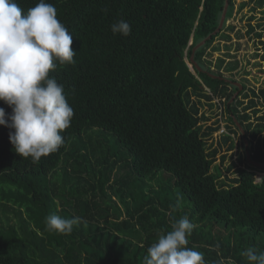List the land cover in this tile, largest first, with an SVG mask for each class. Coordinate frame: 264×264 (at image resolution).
<instances>
[{
    "label": "trees",
    "instance_id": "16d2710c",
    "mask_svg": "<svg viewBox=\"0 0 264 264\" xmlns=\"http://www.w3.org/2000/svg\"><path fill=\"white\" fill-rule=\"evenodd\" d=\"M226 1L47 0L73 34L75 64H58L50 75L64 86L74 117L63 133L65 145L38 164L15 153L13 130L0 126V264H143L147 249L183 216L195 226L188 247L203 252L207 264L221 257L248 264V248L264 252V179H256L264 168L238 152L228 167L236 177L222 179L221 168H214L224 146L228 152L238 147L239 135L248 139V149L244 141L241 146L252 161L264 164V87L243 85L235 97L241 91L222 71L240 66L232 48L217 61L216 72L205 58L226 23L196 52L201 72L196 66L192 72L186 61L217 30ZM250 1L264 8V0ZM38 2L17 0L24 12ZM229 4L226 22L236 0ZM118 19L131 25L130 35L113 34L110 26ZM263 28L250 23L248 33L261 40ZM242 96L251 98L245 103ZM215 99L230 124L221 141L213 137L221 121L209 126L203 113V100L214 110ZM0 107L11 113L3 102ZM226 160L223 154L221 164ZM132 176L159 185L140 194L131 188ZM180 197L187 200L183 207ZM118 199L131 218L120 232L125 238L103 227L115 214L102 204ZM52 214L87 223L74 225L70 234L50 232L46 217ZM118 226L112 228L118 232Z\"/></svg>",
    "mask_w": 264,
    "mask_h": 264
},
{
    "label": "clouds",
    "instance_id": "9594fccd",
    "mask_svg": "<svg viewBox=\"0 0 264 264\" xmlns=\"http://www.w3.org/2000/svg\"><path fill=\"white\" fill-rule=\"evenodd\" d=\"M113 34L128 36L131 25L124 19L111 26ZM73 34L58 19L57 8L47 0L27 12L17 0H0V126L13 131L9 140L15 153L32 164L59 152L63 135L71 126L74 109L64 94V86L50 72L59 65L75 64ZM87 223L82 217L71 219L52 214L46 217L50 232L70 234L74 225ZM194 225L187 216L173 221L172 230L161 234L147 249L143 264H207L203 252L188 247ZM243 255L248 264H264V252L248 248ZM213 264H233L220 259Z\"/></svg>",
    "mask_w": 264,
    "mask_h": 264
},
{
    "label": "rangeland",
    "instance_id": "374dc122",
    "mask_svg": "<svg viewBox=\"0 0 264 264\" xmlns=\"http://www.w3.org/2000/svg\"><path fill=\"white\" fill-rule=\"evenodd\" d=\"M242 4H247V5L242 7ZM254 8H256L255 11L253 10ZM252 16H255V18L253 19V21H250V18ZM229 18H230L229 21L226 22V25H225L226 29L224 28L223 29L225 31L224 35L230 36L232 38V41L226 42V39L223 38L224 35H222V37L218 38L216 42L207 51L205 58L213 62L212 69L215 70L216 72L217 71V66H216L217 61L221 58H225L226 56L225 54L228 51L227 47H231L232 48L231 55L235 56L234 58H236L239 61L240 66L237 70L232 71V72H227L224 67L222 71L225 73L227 77H229L225 79V81L227 83H232L230 81L233 80L235 84L237 83L241 86L244 85L248 88V90L250 88H256V89L263 88L264 87V44H263L264 38L259 40L254 34L250 35L248 33V30H249L250 23L253 26H256L260 23H264V8L258 7L257 3L251 2L250 0H236L235 11L232 16L231 15L229 16ZM230 27H234L235 30L231 31ZM262 31H264V28L262 29ZM192 44H193V40H191L190 46H192ZM214 48H219V51L213 52ZM188 50L189 48L186 50V55L188 53ZM256 54H259L257 58L255 57ZM186 61L188 62L192 72L195 73L194 64L188 58H186ZM234 61L235 59L233 58L230 60L226 59V63L234 62ZM205 90L209 94H211L208 89L205 88ZM243 91H244V87L241 92ZM234 96H238V95L235 94ZM241 98L242 100L245 101V103H247L249 102L251 96L249 99H246V100L244 96H242ZM215 103L217 107H215L213 110L207 105L208 104L207 100H203V104H204L203 113H205L206 116L210 118V121L208 122L209 126L211 125L213 126V124H215V122L219 120L221 121V129H223L222 127V124H223L224 129L226 130V132L223 135L228 134L229 130L228 128H226L228 125L230 126L227 120L228 117L225 115V113L224 115H222L223 109L221 110V108L218 105L220 103V100L215 99ZM259 108L264 110V104L259 105ZM220 130L215 132L213 136L214 139H219V141H221L222 139V137L221 139L219 137L221 135ZM84 138H88V135L84 134ZM95 139H99L98 134H94V140ZM243 141L245 142V139H242V136L239 135L235 139V142H237L238 144V149H234L231 152L227 151V146H224L221 149V152L217 157V161L214 164V168H217V167L221 168L223 172L222 179L236 177V174L232 172L230 173L228 171V167L231 165L233 161L236 160V158L232 159L231 157L235 155L236 152H238V154L240 155L245 154V153L247 155L246 150L242 148L241 146ZM114 142L115 140L111 139L110 143L113 144ZM223 154H226L227 160L225 164L222 165L221 156ZM122 172L123 170H121L120 172H117L116 176L122 175L123 174ZM214 172H215V169H214ZM256 174H257L256 175L257 182H261L264 179V172L259 171ZM132 177H135V176H132ZM132 180H133V183L131 185V188L136 189V191L140 194H142V192L146 194H150L151 190L155 189V187L159 185L157 180H151V179L141 180V179H137V177L132 178ZM56 181L60 184V181L58 180ZM165 184L166 183H164V185ZM186 201L187 200H185V198L180 197V202L182 203V207L186 204ZM102 206L110 207L109 209H111V212L115 214L105 219L103 227L106 228V231H112L114 233H117L119 236L125 238L126 235L120 232L123 230H126L127 227L131 226V218L129 217V215H126L124 213L126 211L124 202L118 199L116 205L108 201V202H104ZM126 223H128L127 226H125ZM114 224H120V226L117 227L118 232L114 228H112Z\"/></svg>",
    "mask_w": 264,
    "mask_h": 264
},
{
    "label": "water",
    "instance_id": "95a60500",
    "mask_svg": "<svg viewBox=\"0 0 264 264\" xmlns=\"http://www.w3.org/2000/svg\"><path fill=\"white\" fill-rule=\"evenodd\" d=\"M229 2H230V0H227L226 1L225 8H224V11H223V14H222V17H221V21H220V24H219L217 30L211 36H209L208 38H206L205 40H203L202 42H200L193 49V56L191 58V62L194 64V66H196V68L200 72L202 71V69L200 68V66L195 61V54H196V52L198 50H200L203 46H205L207 44V42L212 39L213 36L218 35L222 31V29L224 28V25L226 23L227 14H228L229 5H230ZM234 85H237L239 88H242V86L239 85V84H234ZM235 97H237V96H235ZM236 124L240 128V130H242L241 132L243 133V136H245L246 135V132L243 129V127L241 126V124L238 121H236ZM245 144H246V148L248 149L249 142H248V139L247 138H245ZM247 159H248V162H249L250 165L255 166L257 168H260V169L261 168H264V164H259V163H256V162L252 161L250 152H247Z\"/></svg>",
    "mask_w": 264,
    "mask_h": 264
},
{
    "label": "flooded vegetation",
    "instance_id": "af4514ba",
    "mask_svg": "<svg viewBox=\"0 0 264 264\" xmlns=\"http://www.w3.org/2000/svg\"><path fill=\"white\" fill-rule=\"evenodd\" d=\"M230 82H232V83H230L232 86H235V87H237L238 89H240V91H242L243 90V86H242V88H239L237 85H234L235 84V82L232 80V81H230ZM237 84V83H236ZM245 90V89H244ZM244 92V91H243ZM243 92H239V91H236V93L235 94H237L238 96L240 95V94H242Z\"/></svg>",
    "mask_w": 264,
    "mask_h": 264
},
{
    "label": "built area",
    "instance_id": "2783aa9c",
    "mask_svg": "<svg viewBox=\"0 0 264 264\" xmlns=\"http://www.w3.org/2000/svg\"><path fill=\"white\" fill-rule=\"evenodd\" d=\"M222 127H223V129L220 130L221 135H223L226 132V130L224 129V125H222ZM236 149H238V147H236Z\"/></svg>",
    "mask_w": 264,
    "mask_h": 264
}]
</instances>
